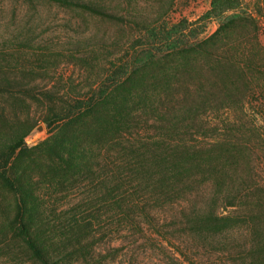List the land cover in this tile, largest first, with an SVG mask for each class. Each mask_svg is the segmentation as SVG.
<instances>
[{"label": "trees", "instance_id": "1", "mask_svg": "<svg viewBox=\"0 0 264 264\" xmlns=\"http://www.w3.org/2000/svg\"><path fill=\"white\" fill-rule=\"evenodd\" d=\"M45 1L89 11L119 27L114 44L126 48L125 71L108 91L62 98L65 107L59 111L41 104L48 125L52 117L90 129L88 152L107 160L110 197L129 228L146 232L145 226L162 220L160 232L168 234L166 227L173 226L191 236L141 237L142 247L157 249L164 264L165 259L170 264H264V127L249 112L258 90L264 101V16L238 12L239 0H211L200 20L211 18L219 25L199 37L194 28L186 31L196 22L167 21L176 0H160L153 11L142 5L144 0ZM4 74L0 97L39 89ZM48 85L42 87L47 94L52 92ZM28 131L7 148L0 144V157L6 156L0 184L15 193L8 158L25 145ZM85 149L70 145L57 154L74 160ZM16 207L8 221L13 237H0V260L10 253L11 242L16 255L2 264H27L18 246L36 264H72L47 253L46 241L33 236L28 201L18 197ZM88 250L84 253L90 256Z\"/></svg>", "mask_w": 264, "mask_h": 264}, {"label": "rangeland", "instance_id": "2", "mask_svg": "<svg viewBox=\"0 0 264 264\" xmlns=\"http://www.w3.org/2000/svg\"><path fill=\"white\" fill-rule=\"evenodd\" d=\"M159 2L144 0L142 5L153 11L160 7ZM210 2L176 0L167 21L196 22L186 31L194 28L199 37L208 36L219 25L211 18L200 20L210 9ZM237 11L264 16V0H239ZM118 29L99 15L77 7L45 0H0V44L5 45L0 52V77L8 73L4 75L36 83L39 89L28 95L40 97H0L2 148L29 130L23 149L19 147L8 158L7 170L16 180L18 193L0 184V237H13L8 221L16 213L18 197H22L31 208L33 236L46 241L47 253L72 264H164L157 249L142 247L141 237L159 241L161 237H191L176 232L179 229L173 226L166 227L168 234L160 232L162 220L159 225L145 226L146 232L129 228L117 210L118 203L110 197L107 183L112 174L106 170L107 160L88 152L93 145L90 129L63 124L52 117L48 125L43 118L46 106L42 101L59 111L65 107L63 100L108 91V85L124 74L126 48L114 44L119 41ZM260 40L264 46V23ZM46 82L52 89L48 94L42 89ZM48 95L55 98L54 102ZM262 103L258 90L249 112L256 124L264 127ZM70 145L77 150L86 148L81 158V153L74 160L68 153L63 158L58 156L61 147ZM5 164L6 156L2 155L0 171ZM98 167L103 172H96ZM9 247L10 253L1 257L0 264L16 255L13 242ZM88 248L90 256L84 253ZM17 250L27 264H36L28 258L30 253L25 255L20 246ZM165 264L170 263L165 259Z\"/></svg>", "mask_w": 264, "mask_h": 264}]
</instances>
